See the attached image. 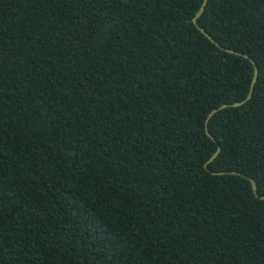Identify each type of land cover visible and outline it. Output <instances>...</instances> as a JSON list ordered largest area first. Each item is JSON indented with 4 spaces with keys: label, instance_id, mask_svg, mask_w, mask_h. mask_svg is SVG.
<instances>
[{
    "label": "trees",
    "instance_id": "trees-1",
    "mask_svg": "<svg viewBox=\"0 0 264 264\" xmlns=\"http://www.w3.org/2000/svg\"><path fill=\"white\" fill-rule=\"evenodd\" d=\"M202 1L0 0V264H264V0Z\"/></svg>",
    "mask_w": 264,
    "mask_h": 264
},
{
    "label": "water",
    "instance_id": "water-1",
    "mask_svg": "<svg viewBox=\"0 0 264 264\" xmlns=\"http://www.w3.org/2000/svg\"><path fill=\"white\" fill-rule=\"evenodd\" d=\"M206 2H207V0H203L202 1V3H201V5H200V7H199V9L197 10V12H196V14L193 16V18H192V21H193V23L196 25V27L198 28V29H200L201 30V32H203L212 42H214V40L209 36V34L203 29V28H201L200 26H199V24H198V22H197V18H198V16L202 13V11H203V9H204V7H205V4H206ZM218 45V44H217ZM219 46V45H218ZM219 47H221V46H219ZM221 48H223V47H221ZM223 49H225V48H223ZM227 51H229V52H235V51H233V50H230V49H226ZM244 56H246V57H248L246 54H244ZM251 61H252V63H253V77H252V80H251V83H250V87H249V91H248V94L246 95V97L243 99V100H241V101H237V102H233V103H226V104H222V105H220V106H218V107H216V108H213L209 113H208V115H207V117H206V120H205V127H206V134L211 138V139H213L214 140V138H213V136L210 134V132L207 130V121L209 120V118L215 113V112H217L218 110H220V109H223V108H226V107H234V106H239V105H241V104H243L246 100H248L250 97H251V94H252V90H253V86H254V83H255V81H256V78H257V67H256V65H255V63H254V61L251 59ZM219 150H220V147H219V145L217 146V148H216V150L214 151V153L210 156V158L208 159V161L207 162H210V161H212L215 157H216V155L218 154V152H219ZM233 172H235V171H233ZM212 173H217V174H222V173H224V172H212ZM249 179H250V181H251V185H252V189H253V191L254 192H256V183H255V181L252 179V178H250L249 177ZM261 198H264V195L263 196H261Z\"/></svg>",
    "mask_w": 264,
    "mask_h": 264
}]
</instances>
